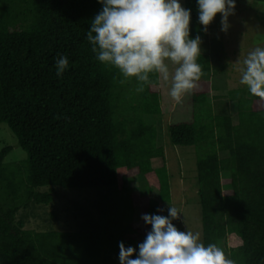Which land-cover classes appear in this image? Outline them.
Segmentation results:
<instances>
[{"label":"trees","instance_id":"1","mask_svg":"<svg viewBox=\"0 0 264 264\" xmlns=\"http://www.w3.org/2000/svg\"><path fill=\"white\" fill-rule=\"evenodd\" d=\"M184 3L191 36L206 43L196 0ZM101 9L97 0H0V124L27 154L6 161L13 147L0 151V264H119V244L137 248L150 231L142 216L168 215L158 211L172 204L165 151L144 120L162 113L159 79L128 97L135 78L121 83L118 69L96 60L87 32ZM60 55L69 68L58 78ZM211 58H199L203 74ZM197 84L193 120L168 134L173 145L196 149L203 244H223L235 264H264V99L229 91L234 118L207 106L211 80ZM156 158L164 164L155 167ZM134 176L148 180L147 193H132ZM47 186L98 189L101 229L39 232L16 221L30 202L53 200L51 189L39 190Z\"/></svg>","mask_w":264,"mask_h":264},{"label":"clouds","instance_id":"2","mask_svg":"<svg viewBox=\"0 0 264 264\" xmlns=\"http://www.w3.org/2000/svg\"><path fill=\"white\" fill-rule=\"evenodd\" d=\"M97 2L102 9L90 22L87 40L96 60L118 69L121 83L135 78V91L142 93L153 83L152 77L164 82L171 79L169 95L178 104L198 87L203 74L198 63L203 41L199 35L193 38L190 34L191 9L183 7L180 0ZM196 4L204 33L217 14L220 31L228 32L235 0H196ZM169 64L175 65L171 75ZM242 65L239 83L250 95L264 99V47L248 52ZM68 68V57L58 56L56 76L61 77ZM167 211V216H142L150 231L137 248L119 244V264H235L216 244L204 245L198 232L178 230L173 221L180 219L181 212L176 207L169 205Z\"/></svg>","mask_w":264,"mask_h":264},{"label":"rangeland","instance_id":"3","mask_svg":"<svg viewBox=\"0 0 264 264\" xmlns=\"http://www.w3.org/2000/svg\"><path fill=\"white\" fill-rule=\"evenodd\" d=\"M185 7L184 0H180ZM235 14L229 17L231 27L225 34L220 31V15L208 26V40L202 44V54L213 56L212 70L202 75L203 80H211L214 89L207 96V106L210 103L214 111L229 112L237 116V101L228 99L229 91L244 90L246 97L256 98L248 93L246 86L239 83L242 61L248 52L255 47H264V1L235 0ZM221 62V63H220ZM216 63H220L218 67ZM170 75L174 73L175 65L169 64ZM137 87L138 85L135 84ZM171 79L164 82L159 79L160 116L145 114L144 120L148 125H155L158 129L157 143L163 146L166 158V169L171 189L170 206L178 209L180 219L174 220L180 231H192L200 234L203 243L202 210L197 193V153L194 146L173 145L169 140L168 129L171 124L190 122L193 120L195 105L192 93L187 94L181 103H176L169 95ZM135 88V87H134ZM135 92L131 89L127 96L132 97ZM133 99V98H131ZM230 101V102H229ZM221 109V110H220ZM5 146H12L13 151L6 157V161H18L26 158L27 154L18 146L17 137L6 123L0 124V151ZM223 157L224 154H221ZM155 167L164 164L162 158L153 160ZM129 188L132 193L145 194L148 191V180L134 176ZM149 186V185H148ZM151 186V185H150ZM154 197L158 195V187L152 186ZM149 188V187H148ZM52 190L53 200L48 204L30 202L27 208L20 209L16 214V221H22L26 229L39 232L47 231H98L101 229L99 213L100 191L96 188H65L62 186L41 187L40 191ZM148 190V189H147ZM167 203H162V213L168 214ZM134 221L141 222L140 211L135 214ZM185 223H184V222ZM220 248L225 251L224 245Z\"/></svg>","mask_w":264,"mask_h":264},{"label":"crops","instance_id":"4","mask_svg":"<svg viewBox=\"0 0 264 264\" xmlns=\"http://www.w3.org/2000/svg\"><path fill=\"white\" fill-rule=\"evenodd\" d=\"M157 159V158H156ZM154 160V159H153ZM154 165V164H153ZM162 212V211H161ZM165 214V213H164Z\"/></svg>","mask_w":264,"mask_h":264}]
</instances>
